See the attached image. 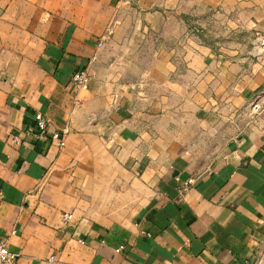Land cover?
I'll return each instance as SVG.
<instances>
[{
	"label": "crops",
	"instance_id": "crops-1",
	"mask_svg": "<svg viewBox=\"0 0 264 264\" xmlns=\"http://www.w3.org/2000/svg\"><path fill=\"white\" fill-rule=\"evenodd\" d=\"M204 2L0 0L15 264H264V0Z\"/></svg>",
	"mask_w": 264,
	"mask_h": 264
},
{
	"label": "built area",
	"instance_id": "built-area-1",
	"mask_svg": "<svg viewBox=\"0 0 264 264\" xmlns=\"http://www.w3.org/2000/svg\"><path fill=\"white\" fill-rule=\"evenodd\" d=\"M264 47V39L260 42ZM100 47L102 43L99 44ZM93 78V74L90 70H80L76 71L72 76V83L82 90H87L89 84ZM35 133L34 138L37 142L44 143H57L59 148H65L67 145L68 130H61L50 132L49 131V120L41 113L36 114L35 116ZM192 183V181H190ZM73 216L71 214L64 215V222L68 223L72 220ZM120 248L118 251H120ZM54 260V257L51 258V261ZM17 261V255L13 253L7 244L6 241H0V264H15Z\"/></svg>",
	"mask_w": 264,
	"mask_h": 264
},
{
	"label": "rangeland",
	"instance_id": "rangeland-1",
	"mask_svg": "<svg viewBox=\"0 0 264 264\" xmlns=\"http://www.w3.org/2000/svg\"><path fill=\"white\" fill-rule=\"evenodd\" d=\"M206 1H210V0H206ZM192 2L193 3H191L192 5L190 4V7L191 6H195L197 14L198 13L203 14L205 12L204 11L205 10V4H204L205 2H204V0H192ZM201 19L202 18H197L196 19L197 29L199 30L200 33H202V30H203V28L201 26L202 25V20Z\"/></svg>",
	"mask_w": 264,
	"mask_h": 264
}]
</instances>
